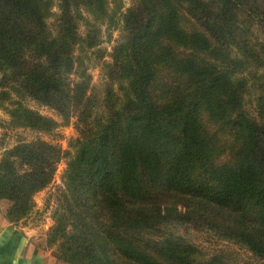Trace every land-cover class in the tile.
<instances>
[{
    "label": "trees",
    "instance_id": "trees-1",
    "mask_svg": "<svg viewBox=\"0 0 264 264\" xmlns=\"http://www.w3.org/2000/svg\"><path fill=\"white\" fill-rule=\"evenodd\" d=\"M108 6L0 0V107L14 106L17 126L50 131L27 98L76 129L66 150L37 140L0 159L8 220L26 216L64 160V213L50 235L66 239L67 264H227L223 254L203 259L171 226L264 262V101L245 108L248 61L264 65V0H133L117 18ZM118 24L107 54L103 37ZM254 24L260 54L245 39Z\"/></svg>",
    "mask_w": 264,
    "mask_h": 264
},
{
    "label": "rangeland",
    "instance_id": "rangeland-1",
    "mask_svg": "<svg viewBox=\"0 0 264 264\" xmlns=\"http://www.w3.org/2000/svg\"><path fill=\"white\" fill-rule=\"evenodd\" d=\"M132 1L133 0H107L108 5H110L108 6L110 14H116L117 18L120 14L125 13L131 6ZM56 11L57 9L54 10V12ZM119 26L118 24L115 28L114 25L110 27V37L108 34H105L103 37V43L100 47L105 50L107 54L112 51L113 46L120 37L121 30ZM107 27L108 25L104 23V25H102V30L106 32ZM245 39L248 40V46L251 48V51L258 52V54L261 53L257 47L258 44H261L260 42L263 39V30L261 26L257 24L252 25ZM105 60L109 62L110 58L106 57ZM248 62V68H250L249 70L251 72L247 71L250 72V75L247 77L249 90L245 99V108L250 113H253L256 109V102L258 99L264 101V65L255 58H252V60L250 59ZM246 65L247 64H244V66ZM89 74L92 77L94 90L101 91L105 84V79L100 67L91 64L89 67ZM22 103L26 109L37 112L39 115L52 120L54 124L50 125V131L48 132H39L26 127L17 126L13 122L14 117L12 111L14 110V106H10V104L6 105L5 103L0 107V159L10 158L16 146L20 144H29L37 140L66 150L68 143L73 138H76V129L74 126L75 119L66 123L56 111L48 107L27 98ZM64 169L65 161L62 160L56 165L54 178L51 184L31 197L32 208L28 210L26 216L16 221H9L22 230L32 234L34 241L44 246L45 250L53 258L61 263L67 264L58 257L61 256L60 253L64 249L62 244L67 242L66 239L58 233L50 235L55 225L54 214L57 212L64 213V209L60 210V204L58 203L61 190L64 188L62 184V173ZM7 202L8 212L11 208V203L9 201ZM170 229L174 234L187 239L190 244L197 247L203 259L223 254L227 260V264H264L263 261L255 258L245 249L234 245V243L221 240L219 236L211 232L205 230L196 231L189 226H171ZM51 236L55 238V241L51 242Z\"/></svg>",
    "mask_w": 264,
    "mask_h": 264
},
{
    "label": "crops",
    "instance_id": "crops-1",
    "mask_svg": "<svg viewBox=\"0 0 264 264\" xmlns=\"http://www.w3.org/2000/svg\"><path fill=\"white\" fill-rule=\"evenodd\" d=\"M8 202L0 199V264H64L39 245L32 234L7 218Z\"/></svg>",
    "mask_w": 264,
    "mask_h": 264
}]
</instances>
